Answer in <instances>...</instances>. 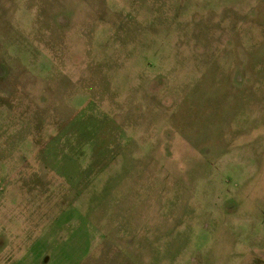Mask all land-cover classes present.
<instances>
[{"label":"rangeland","instance_id":"rangeland-1","mask_svg":"<svg viewBox=\"0 0 264 264\" xmlns=\"http://www.w3.org/2000/svg\"><path fill=\"white\" fill-rule=\"evenodd\" d=\"M0 264H264V0H0Z\"/></svg>","mask_w":264,"mask_h":264},{"label":"crops","instance_id":"crops-1","mask_svg":"<svg viewBox=\"0 0 264 264\" xmlns=\"http://www.w3.org/2000/svg\"><path fill=\"white\" fill-rule=\"evenodd\" d=\"M30 250H31V248H29V249H27L26 251H24V252H25V255L28 254L27 252L30 251ZM32 250H33V249H32ZM28 257H29V256H28Z\"/></svg>","mask_w":264,"mask_h":264}]
</instances>
